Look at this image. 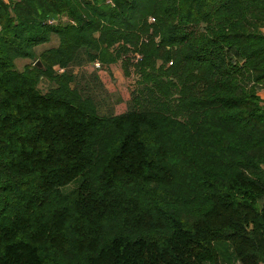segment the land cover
Returning <instances> with one entry per match:
<instances>
[{
  "label": "trees",
  "instance_id": "16d2710c",
  "mask_svg": "<svg viewBox=\"0 0 264 264\" xmlns=\"http://www.w3.org/2000/svg\"><path fill=\"white\" fill-rule=\"evenodd\" d=\"M81 51L124 114L53 70ZM261 90L264 0H0V264H264Z\"/></svg>",
  "mask_w": 264,
  "mask_h": 264
},
{
  "label": "rangeland",
  "instance_id": "374dc122",
  "mask_svg": "<svg viewBox=\"0 0 264 264\" xmlns=\"http://www.w3.org/2000/svg\"><path fill=\"white\" fill-rule=\"evenodd\" d=\"M63 22V21H62ZM61 22V23H62ZM149 22L153 23V20H149ZM55 23H53L54 25ZM58 45V37L56 35H51L49 41L46 44L40 45L34 49V53L36 55V59H17L15 61V67L18 71H23L25 66L32 65L36 67L35 64L39 63L41 65V69L43 68L40 59L38 56L45 51L47 48L56 47ZM54 47V48H55ZM135 60H139L140 56ZM85 51H81L79 56V61H76L72 65H70L67 69H60L54 67L53 70L56 71L58 75L63 74L64 72L70 74L73 78V82L71 87H75L83 96L90 97L97 107V111L100 115H112L110 111L115 109L120 114L124 112L127 105L125 102H129L130 92L135 86L136 76L132 73L133 70L130 69L129 76H125L122 69L121 61L116 63L115 67L111 66L113 69L112 75L115 73L118 74V77H113L110 75V65H103L98 60L88 61ZM122 60V59H121ZM134 60V62H135ZM95 64H99L96 66ZM108 70V71H107ZM99 71L100 75H103V79L100 80V76L97 74ZM102 71V72H101ZM102 73V74H101ZM94 76H98V79H95ZM120 80L116 85L112 84V80ZM54 83L47 80H42L38 89L46 93L50 89L54 88ZM128 104V103H127ZM127 110V109H126ZM125 113V112H124ZM123 113V114H124ZM233 264H239L237 262Z\"/></svg>",
  "mask_w": 264,
  "mask_h": 264
},
{
  "label": "crops",
  "instance_id": "0c3cea01",
  "mask_svg": "<svg viewBox=\"0 0 264 264\" xmlns=\"http://www.w3.org/2000/svg\"><path fill=\"white\" fill-rule=\"evenodd\" d=\"M54 47H55V46H54ZM54 47H52V48H54ZM48 49H50V48H47L46 50H48ZM111 66H113V67L116 68L117 65L114 64V65H110V67H109L110 70H111V71H110V75L113 76V75H112V72H113L112 69H113V68H112ZM107 71H108V70H107ZM101 72H102V71H101ZM97 74L100 76V78H101L100 80H102V79H103V75H100L99 71L97 72ZM101 74H102V73H101ZM113 77H115V78L118 77V74L115 73V75H114ZM94 78L99 80L98 76H94ZM118 78H119V77H118ZM118 81L120 82L119 79H118V80H116V79H115V80H112V84H113V85H116V84L118 83ZM259 97H260L261 100L264 102V90H261V91L259 92ZM127 103H128V102H127ZM127 103L125 102L126 105H127ZM126 109H127V108H125L124 112L127 111ZM110 112H111L110 114L115 115V116H116V115H121V114L124 113V112H122V113L120 114L119 111L117 112L116 107H115V109H113V111H110Z\"/></svg>",
  "mask_w": 264,
  "mask_h": 264
},
{
  "label": "water",
  "instance_id": "95a60500",
  "mask_svg": "<svg viewBox=\"0 0 264 264\" xmlns=\"http://www.w3.org/2000/svg\"><path fill=\"white\" fill-rule=\"evenodd\" d=\"M35 66L38 68V69H41V65L39 63L35 64Z\"/></svg>",
  "mask_w": 264,
  "mask_h": 264
},
{
  "label": "built area",
  "instance_id": "2783aa9c",
  "mask_svg": "<svg viewBox=\"0 0 264 264\" xmlns=\"http://www.w3.org/2000/svg\"><path fill=\"white\" fill-rule=\"evenodd\" d=\"M50 24H52L53 22H49ZM135 58L137 59L138 57L137 56H135ZM96 66H98L99 64H95Z\"/></svg>",
  "mask_w": 264,
  "mask_h": 264
}]
</instances>
